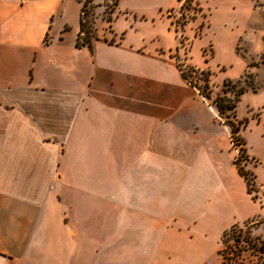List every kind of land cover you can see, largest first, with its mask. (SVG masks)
<instances>
[{
	"label": "crops",
	"instance_id": "1",
	"mask_svg": "<svg viewBox=\"0 0 264 264\" xmlns=\"http://www.w3.org/2000/svg\"><path fill=\"white\" fill-rule=\"evenodd\" d=\"M177 7L118 0L88 48L80 1L0 0V264H224L222 235L264 220V134L239 132L253 199L177 66Z\"/></svg>",
	"mask_w": 264,
	"mask_h": 264
},
{
	"label": "rangeland",
	"instance_id": "2",
	"mask_svg": "<svg viewBox=\"0 0 264 264\" xmlns=\"http://www.w3.org/2000/svg\"><path fill=\"white\" fill-rule=\"evenodd\" d=\"M84 1V0H81ZM201 7L208 8L209 12L204 11V15H196V20L192 25L188 26L187 32L193 30L192 38H185L184 32L186 25L183 22L193 16V4L189 5V1L183 0L179 3V7L169 11V17L173 18L174 28L177 32L179 53L176 55L181 68L188 74L189 79L196 86L203 88V79L199 73H191L186 71L185 58L191 46L190 57L193 65L210 62L208 67L202 69L209 70V104L217 95L233 97L231 89L225 88L226 93L221 90L222 82L221 72L223 68H216L217 65H225L228 79L237 80L243 74L247 73L254 87H259L257 92L247 90L241 96L235 107V115L240 121L246 120L241 130H245L248 135L259 129L264 134V0H198ZM234 3L235 6L227 7L228 4ZM115 0H107L104 3V10L96 9V4L91 3L86 6L85 27L81 38L97 36L105 33L110 37L107 31L108 27L101 26L102 22H108L112 17V10ZM207 13L209 15L207 16ZM207 16V18H206ZM210 26L208 30L203 32V27L207 24ZM202 25V28H199ZM200 29V30H199ZM100 30V33H99ZM101 30L105 32H101ZM88 32V33H87ZM86 33V34H85ZM200 37V38H197ZM196 38V39H195ZM179 42H182L181 44ZM205 52V56H203ZM202 55V57H201ZM203 58V59H202ZM217 75V76H216ZM225 80V79H224ZM243 85L242 79L238 86ZM207 90L204 91V93ZM216 111V109H215ZM217 113V111H216ZM227 112H223L222 121L226 122L224 117ZM218 115V114H217ZM250 121L252 126H248ZM232 143V141H231ZM233 145V143H232ZM236 155L240 154V144L233 146ZM264 156V147L255 146ZM263 173L259 176L264 177ZM258 189L255 186L257 196ZM264 222L258 219L253 222L241 225L239 229L228 232L223 240L221 238V254L224 264H264Z\"/></svg>",
	"mask_w": 264,
	"mask_h": 264
},
{
	"label": "trees",
	"instance_id": "3",
	"mask_svg": "<svg viewBox=\"0 0 264 264\" xmlns=\"http://www.w3.org/2000/svg\"><path fill=\"white\" fill-rule=\"evenodd\" d=\"M78 1L81 2V10H80V18H79V32H78L77 39H76V46L77 47L86 46V47L90 48L91 41L94 39H97V36L95 35L91 38L85 37L84 39H82L81 35H83L84 27H85V15L87 14L86 6L91 3V0H84V1L78 0ZM117 1L118 0H115L114 6L117 4ZM181 1H183V0H178L179 3ZM187 1H189V5L193 4V16H191L187 20H185L183 22V25H186L187 21H189V20L194 21L198 15L203 16L201 13V8L198 7L197 3H195V0H187ZM108 21H110V20H108ZM199 28H202V25H199ZM179 43L181 44L182 42H179ZM189 50H190V48H189ZM204 53L205 52H203V54H202L203 56H205ZM185 60H186V58H185ZM204 61L206 62V59H204ZM177 66L179 67V70L181 72L182 77L189 84H191L194 88L197 89L199 95L202 98H204L206 101H208L209 96H210L209 94L211 93V89H210L209 83H208L209 76L211 75L209 70L200 69V68H197L195 66H192L191 64L186 63V71L191 72V73H195V74L199 73V75L202 77L204 85H203V88H200V87L196 86V84H194L189 79L188 74H186L185 70L181 68L182 66L180 63H178V61H177ZM241 77L242 76H240V78H238L235 81H233L231 79L223 80L222 81L223 89L221 91L223 93H226L225 88L231 89L230 91L233 92V97L229 98L226 96L222 97L220 95H217L215 97V99L212 100L211 104L214 105L220 119H222L223 112L224 111L227 112L226 116L224 117V119L226 120V122H224V124L229 128L230 137H231V141L233 143V146L240 144V149H239L240 154H238V156L236 155L234 157L233 162L235 164V167L237 169L238 174L246 182L248 193L252 195L253 199H256V195L252 194V193H255V175L251 171L245 169V165H246L248 159H247V156L245 154V149L243 148V144H244L243 140L239 136V132H240L241 128L243 127L246 120H243V121H240V120L237 121L236 120L235 107H236L237 102L240 99V96L244 92H246L247 90H250V91L255 93L258 91L259 87L253 86L251 80L247 79V78H249V75L247 73L243 74V78H241ZM241 79H242L243 85L237 87V84L240 83ZM205 90H207V91L204 93ZM235 229H238V228L233 227V228L229 229L228 231H226L222 235V240L228 232L233 231ZM219 253L221 254V251ZM221 256H222V254H221Z\"/></svg>",
	"mask_w": 264,
	"mask_h": 264
},
{
	"label": "built area",
	"instance_id": "4",
	"mask_svg": "<svg viewBox=\"0 0 264 264\" xmlns=\"http://www.w3.org/2000/svg\"><path fill=\"white\" fill-rule=\"evenodd\" d=\"M19 1L23 2L24 0H19Z\"/></svg>",
	"mask_w": 264,
	"mask_h": 264
}]
</instances>
